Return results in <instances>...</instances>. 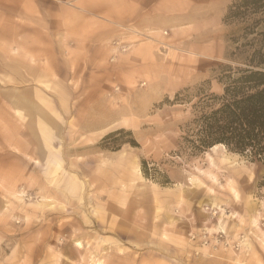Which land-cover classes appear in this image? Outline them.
Listing matches in <instances>:
<instances>
[{"label":"rangeland","instance_id":"1","mask_svg":"<svg viewBox=\"0 0 264 264\" xmlns=\"http://www.w3.org/2000/svg\"><path fill=\"white\" fill-rule=\"evenodd\" d=\"M235 1L148 0L162 22L117 9L99 40V14L0 0V264H264V166L184 138L238 64Z\"/></svg>","mask_w":264,"mask_h":264},{"label":"trees","instance_id":"2","mask_svg":"<svg viewBox=\"0 0 264 264\" xmlns=\"http://www.w3.org/2000/svg\"><path fill=\"white\" fill-rule=\"evenodd\" d=\"M226 17L243 24L230 54L238 64L221 66L223 91L194 105L184 138L194 153L223 144L264 166V0H237Z\"/></svg>","mask_w":264,"mask_h":264},{"label":"crops","instance_id":"3","mask_svg":"<svg viewBox=\"0 0 264 264\" xmlns=\"http://www.w3.org/2000/svg\"><path fill=\"white\" fill-rule=\"evenodd\" d=\"M61 2L64 6L68 7H76L80 10H83L84 12H89L94 14H99L102 19V22L98 23L97 32H93L96 34L99 40L104 39L106 36H108L109 32L112 30L110 27H112V24L117 25L116 23V10L120 9H126V8H132L135 6H139L138 8L141 10L139 13V18H136L135 21H138L141 25H149L153 24L152 22H155L159 24L163 20L160 19L157 20L156 18L154 21L151 19L150 13L148 11H143L144 9L147 10L150 5H148V0H57ZM173 1V0H172ZM64 7L62 6V9ZM164 8L173 10L175 9V6L173 3H171V0H168V3L164 4L161 1L155 0V5H152L150 9H155L157 15L163 16ZM134 9V8H133ZM159 11V13H158ZM153 12V11H152ZM151 12V13H152ZM134 18H130L129 20H132ZM159 21V22H158ZM172 24V23H171ZM125 26V25H123ZM115 29V28H114ZM85 34L88 35L89 33H92L91 31L84 28ZM115 34L112 35L109 39L115 38Z\"/></svg>","mask_w":264,"mask_h":264},{"label":"built area","instance_id":"4","mask_svg":"<svg viewBox=\"0 0 264 264\" xmlns=\"http://www.w3.org/2000/svg\"><path fill=\"white\" fill-rule=\"evenodd\" d=\"M114 44H116V46L120 47L122 50H127L130 48V44H127V43H121L120 39L118 40H114L113 41ZM205 237V242L208 241V238L206 235H204Z\"/></svg>","mask_w":264,"mask_h":264},{"label":"bare ground","instance_id":"5","mask_svg":"<svg viewBox=\"0 0 264 264\" xmlns=\"http://www.w3.org/2000/svg\"><path fill=\"white\" fill-rule=\"evenodd\" d=\"M216 146H224L223 144H217V145H215L214 147H216Z\"/></svg>","mask_w":264,"mask_h":264}]
</instances>
